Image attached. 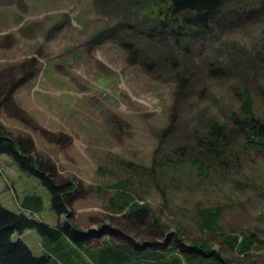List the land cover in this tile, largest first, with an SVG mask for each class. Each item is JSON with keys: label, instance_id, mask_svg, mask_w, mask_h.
<instances>
[{"label": "rangeland", "instance_id": "1", "mask_svg": "<svg viewBox=\"0 0 264 264\" xmlns=\"http://www.w3.org/2000/svg\"><path fill=\"white\" fill-rule=\"evenodd\" d=\"M148 1L0 0V130L26 142L55 180L74 182L67 212L57 214L40 178L0 152V202L49 224L68 221L90 246L110 238L177 248L196 239L235 263L241 255L195 221L198 207L219 205L224 230L253 229L263 239L250 249L259 259L264 152L241 146L233 112L247 88L250 113L264 116V0L222 5L212 28L179 43L133 26ZM160 52L173 62H157ZM213 119L226 123L233 140L226 163L200 150L203 157L190 141ZM121 180L148 205L140 221L107 202ZM30 192L41 196L39 209L20 205ZM10 236L34 253L43 249L34 227Z\"/></svg>", "mask_w": 264, "mask_h": 264}, {"label": "trees", "instance_id": "2", "mask_svg": "<svg viewBox=\"0 0 264 264\" xmlns=\"http://www.w3.org/2000/svg\"><path fill=\"white\" fill-rule=\"evenodd\" d=\"M242 1L243 4L245 1ZM236 3L237 0H149L138 8L133 26L142 28L144 24L146 27L141 30L151 32L149 36L168 35L179 43V39L196 36L212 28L221 6L229 9ZM166 55V52H160L156 57L157 62L172 63L173 60H169ZM211 70L220 71L217 65ZM261 71L264 79V67ZM26 72L18 74L10 86L21 80ZM172 74L175 72L172 71ZM259 94L264 100V86ZM239 96L242 108L237 114L233 112V122L240 133L241 146L244 149L254 147L264 152V116L258 117L253 111L250 113L249 89H239ZM227 128L225 122L213 119L204 128L193 130L190 141L197 151L205 152L208 159L211 157L215 163H226L227 153L233 148V140L226 136ZM0 152L11 154L20 168L29 170L40 178L50 193V203L57 214L67 212L70 190L74 185L72 179L55 180L46 164L29 151L26 142L1 130ZM202 152L200 153L204 157ZM201 158L192 156L193 162L200 170L205 171L206 163ZM111 186L113 190L106 197L109 206L133 215L138 221L142 220L147 213V203L137 201L122 180ZM41 204V196L33 192L24 193L20 201V205L30 211L39 209ZM219 209V205L200 206L196 209L195 221L202 229L218 233L230 249L241 255L240 260L235 263L196 239L181 242L177 248L174 245L164 248L131 246L110 238H103L95 246H90L88 235L72 229V224L68 221L57 220L54 224H49L22 210L9 209L0 202V264H264V256L258 259L250 253L254 242H263V239L253 229L224 230L219 224ZM156 222L157 229L161 228V223ZM24 227H34L38 231L43 248L40 253L32 252L21 238L10 236L13 230L21 231Z\"/></svg>", "mask_w": 264, "mask_h": 264}]
</instances>
